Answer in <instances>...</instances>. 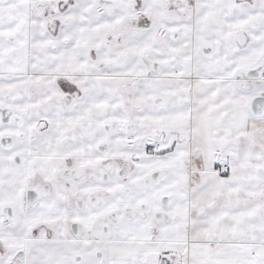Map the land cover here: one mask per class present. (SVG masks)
Here are the masks:
<instances>
[{
	"label": "snow or ice",
	"instance_id": "obj_1",
	"mask_svg": "<svg viewBox=\"0 0 264 264\" xmlns=\"http://www.w3.org/2000/svg\"><path fill=\"white\" fill-rule=\"evenodd\" d=\"M0 264H264V0H0Z\"/></svg>",
	"mask_w": 264,
	"mask_h": 264
}]
</instances>
